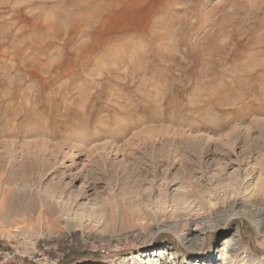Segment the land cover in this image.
Segmentation results:
<instances>
[{"label":"rangeland","instance_id":"obj_1","mask_svg":"<svg viewBox=\"0 0 264 264\" xmlns=\"http://www.w3.org/2000/svg\"><path fill=\"white\" fill-rule=\"evenodd\" d=\"M0 175L34 192L0 214V264L199 257L236 228L264 258L247 197L264 177V0H0ZM205 200L228 225L188 252ZM167 213L179 225L156 231Z\"/></svg>","mask_w":264,"mask_h":264},{"label":"bare ground","instance_id":"obj_2","mask_svg":"<svg viewBox=\"0 0 264 264\" xmlns=\"http://www.w3.org/2000/svg\"><path fill=\"white\" fill-rule=\"evenodd\" d=\"M13 179L15 178L10 177L4 179L0 175V214L5 215L6 218L15 215V213L17 212H24V210L27 208L28 205L27 203L29 202L30 197L34 193V192L31 193L30 190H26L27 188L24 187L23 185H21L20 188L15 189V187L12 186ZM251 185L252 188L250 187L251 189L249 190L247 197L249 199H256L255 201L257 202H253V203H260V206L259 208H252L249 211V213L252 216L258 218L257 221L255 220L256 228L258 230L259 235L264 239V222L261 221L264 216V177L255 178L251 182ZM242 203L243 201L236 200L231 205V210L233 211L235 208L240 207ZM215 206L216 203H212V201L206 202L205 200V202H202L199 206V209L201 211V212L199 211L200 212L199 215H201L199 218H195V216L193 215L194 213L193 214L190 213L191 210H189L190 216L188 220L185 221L186 233L181 234L179 238L180 243L186 248L188 252L194 253L195 251H200L204 245L207 236L209 235V232H211L213 229L221 228L223 230L224 229L226 230L228 221L226 218L225 220L222 219L223 213L219 211L218 208H216L218 206L216 207ZM169 209L168 211L165 209L164 210L167 211L172 216L176 214V212H178L176 210L171 211L172 209L171 210ZM165 211L163 214L166 213ZM169 216L167 219H166L167 216L163 217L164 219L161 221V223L158 224L157 226H154L156 231H165V230L169 231L177 227V225H179L177 224V222L173 223L171 221V216L170 217ZM127 221H129V219ZM214 222H216L215 225H213ZM122 223L124 224L125 222ZM16 231L19 232L21 230L16 229ZM261 246H264V241L261 242ZM247 251H248L247 249H244L242 247V231L240 228H236L232 236L228 238V240L223 242L222 247L220 245H217L214 252L212 253L206 252L205 254H202L199 257L190 256L188 253L181 252L177 250L176 247H171L165 243V244H160L155 248L147 247L141 250L138 254L122 255L119 257V263L120 264H264V258H253L249 256Z\"/></svg>","mask_w":264,"mask_h":264}]
</instances>
